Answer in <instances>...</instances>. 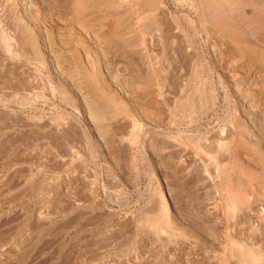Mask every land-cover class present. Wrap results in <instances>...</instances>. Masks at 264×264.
I'll use <instances>...</instances> for the list:
<instances>
[{
  "label": "rangeland",
  "instance_id": "rangeland-1",
  "mask_svg": "<svg viewBox=\"0 0 264 264\" xmlns=\"http://www.w3.org/2000/svg\"><path fill=\"white\" fill-rule=\"evenodd\" d=\"M74 1L0 0V264L223 261L231 247L215 252V218L199 240L180 230L186 201L213 206L218 192L192 169L186 200L181 161L198 154L216 171L241 129L264 158V58L239 54L187 2L164 0L176 20L164 44L131 2L90 8L84 25ZM235 6V36L264 54V0Z\"/></svg>",
  "mask_w": 264,
  "mask_h": 264
},
{
  "label": "bare ground",
  "instance_id": "bare-ground-1",
  "mask_svg": "<svg viewBox=\"0 0 264 264\" xmlns=\"http://www.w3.org/2000/svg\"><path fill=\"white\" fill-rule=\"evenodd\" d=\"M179 1L184 3L187 2L189 6H191L195 11L201 14L204 19L205 25H207V29H211L213 32H215V25L218 28H220V30L226 36V40H227L226 44L228 46L230 45L234 47L239 52V54L244 56L255 54L256 57L258 56V58L260 57V59L264 58V54L257 51V49L255 50L252 47H250L240 37L235 36L234 32L230 27V24L228 23L229 21L226 18L228 10L229 12L232 11L231 9L236 4H240L241 0L239 1L238 0H179ZM74 2L76 3L73 12L78 15L79 20L80 19L83 20L84 25H91V22L87 21V19L84 20L86 16L85 14L88 13L87 11L90 8H93V10L110 9L117 7L118 4L121 2L122 3L131 2L129 3L130 6L128 5L131 8V12H135V13L138 12L142 16L145 13L146 16L151 19L150 28H152V30H154L157 33L159 39L164 44H167L169 40L175 35L174 28H175L176 20L174 19V17L170 15L167 9H164L165 6L164 0H131V1L76 0ZM137 17H139V15ZM144 17L142 18L144 19ZM237 19H240V17ZM110 26H111V30L110 29L109 30L111 31L110 32L111 34L108 33V35L115 36L119 34L121 28L124 26V18L118 17L115 21H113L111 25H109V27L107 25L108 28H110ZM147 30L148 28L145 31ZM152 45L154 46L153 43ZM204 66L208 70L207 73L212 75V70H210L209 64H204ZM210 79L212 80L208 84V95H209L208 97L210 100L215 102V96H216L215 80L213 77ZM111 104L115 107V114L117 115L122 113L128 114V109L126 105L121 101H119L118 99L116 98L112 99ZM195 111L193 110V112ZM193 117L194 118L192 122H194L195 119L197 121L196 114ZM230 141L231 142L229 144H224L222 146L226 158H224V160H222V162L219 163L220 164L224 163L222 166L223 169L219 166L220 165L219 163H218L219 165L216 163V165H218L216 167V171L214 168L213 171L211 170L210 172L208 171L203 172L201 171L198 164L199 163L198 154L195 155L187 152L182 157L181 164L185 172L184 180L186 182L185 185L187 191L186 200L190 199L191 197L190 195L191 187L189 185L190 183L187 180L189 179L190 176L189 173L192 171V169H195L197 176L203 179H207V180L211 179L212 181H214L215 185L218 186V192L215 193V203L213 202L215 205L212 203L213 206H208L209 204L203 206L197 203L195 199H194L195 203L193 202L192 204H189V202L186 201V206L184 207L186 219L185 221L183 220V222L180 223L181 226L180 230L187 240H192V239L199 240L203 236V234H201L202 232L199 231V229H201L200 226L201 225L204 226L210 223L211 219L215 218V252L219 249L221 250L223 243H225L224 249L226 248V245H229V247H231L230 251H227L228 252L227 255L224 254L225 257L224 258L222 257L223 261H219L217 259L218 254L215 253L214 256L215 264H217L216 263L217 261L219 262L218 264H264V191L260 190L261 186L262 187L264 186V176L259 175L260 174L258 172L259 166H257L259 163L256 165L254 163L255 159L253 157L251 158V156L245 154L246 152L244 153L243 151L250 150L251 149L250 147H252L253 151L255 152L254 154H256L259 157V160L263 164V166H264V158L262 157V155L258 153L260 148L252 144L245 130L241 129L239 134H236V136L232 137ZM256 160L258 159L256 158ZM215 162L216 161H214V167H215ZM263 166H261L262 169ZM166 213L168 217H170L171 221L177 222L176 220L177 218L175 217V215H173V213H171L169 210ZM156 224L158 225L157 222ZM193 247L195 248V245Z\"/></svg>",
  "mask_w": 264,
  "mask_h": 264
}]
</instances>
